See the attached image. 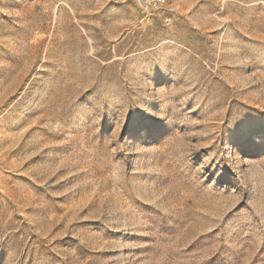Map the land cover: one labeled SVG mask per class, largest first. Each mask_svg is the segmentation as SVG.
Wrapping results in <instances>:
<instances>
[{
	"label": "rangeland",
	"instance_id": "1",
	"mask_svg": "<svg viewBox=\"0 0 264 264\" xmlns=\"http://www.w3.org/2000/svg\"><path fill=\"white\" fill-rule=\"evenodd\" d=\"M0 0V264H264V0Z\"/></svg>",
	"mask_w": 264,
	"mask_h": 264
},
{
	"label": "built area",
	"instance_id": "2",
	"mask_svg": "<svg viewBox=\"0 0 264 264\" xmlns=\"http://www.w3.org/2000/svg\"><path fill=\"white\" fill-rule=\"evenodd\" d=\"M145 11L157 12L165 25H171L173 16L170 9V0H133Z\"/></svg>",
	"mask_w": 264,
	"mask_h": 264
}]
</instances>
